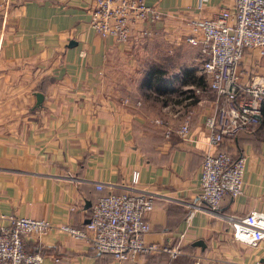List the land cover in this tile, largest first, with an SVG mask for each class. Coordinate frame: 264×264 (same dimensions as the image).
<instances>
[{
	"label": "crops",
	"instance_id": "crops-1",
	"mask_svg": "<svg viewBox=\"0 0 264 264\" xmlns=\"http://www.w3.org/2000/svg\"><path fill=\"white\" fill-rule=\"evenodd\" d=\"M144 2L159 18L142 25L148 34L133 25L120 41L90 26L93 0H0V213L81 227L94 199L128 189L137 170L134 190L153 198L142 213L149 224L143 240L178 244L180 254L118 260L59 231L24 237L25 250L39 252L40 264H261L264 238L256 246L238 241L228 222L264 211V123L225 135L216 147L244 156L242 192L222 195L214 209L197 198L201 155L213 148L203 119L215 98L199 68V45L184 37L189 20L232 0ZM150 62L166 66L170 81L147 95L140 79ZM252 73H264V51L242 57L237 79ZM200 74L204 84L195 82ZM186 116L181 138L175 129Z\"/></svg>",
	"mask_w": 264,
	"mask_h": 264
},
{
	"label": "built area",
	"instance_id": "built-area-1",
	"mask_svg": "<svg viewBox=\"0 0 264 264\" xmlns=\"http://www.w3.org/2000/svg\"><path fill=\"white\" fill-rule=\"evenodd\" d=\"M159 16V11L144 0H93L90 26L100 36L111 35L127 41L133 25L140 26L141 36L146 35L148 31L142 25ZM188 24L190 33L184 40L199 45L202 55L199 68L207 75L208 88L215 98L214 108L203 119L208 144L213 148L201 155L197 190L198 201L214 209L223 194L235 196L242 192L244 169L243 155H231L216 147L223 136L250 129L261 114L264 73H252L246 82H240L237 75L247 50L255 49L258 55L264 51V0H232L213 15L191 19ZM188 130L186 116L175 132L185 138ZM137 178V170H132L128 189H108L98 195L90 204L81 227L54 223L43 217L0 213V219L5 221L0 224V264H40L41 254L27 252L23 240L49 231L82 239L95 253H107L115 259L134 263L138 254L151 251L165 252L170 258L180 254L182 250L178 244L159 245L143 240L149 224L142 213L152 208L153 198L134 190ZM94 186L98 190L103 188L100 182ZM228 226L234 239L256 246L264 238V211L251 209L231 216ZM183 235L181 231L178 238Z\"/></svg>",
	"mask_w": 264,
	"mask_h": 264
},
{
	"label": "trees",
	"instance_id": "trees-1",
	"mask_svg": "<svg viewBox=\"0 0 264 264\" xmlns=\"http://www.w3.org/2000/svg\"><path fill=\"white\" fill-rule=\"evenodd\" d=\"M143 73L141 75L140 79V86L146 89L149 92H146L145 94H151L150 92H164L165 86L170 81V75L167 74L166 66L163 64H158L154 62H150L144 66ZM187 69H182V75L187 76ZM195 82L197 84H204V76L202 74L198 75L195 79ZM260 111H261V117L258 120V122L264 123V96L260 99ZM253 124L250 129H253L257 123ZM106 192V191H105ZM104 192V193H105ZM103 194V193H101ZM99 194V195H101ZM228 194V193H225ZM224 195V194H223ZM229 195V194H228ZM27 252H32L28 251ZM91 251V250H90ZM93 252V251H92ZM95 253V252H93Z\"/></svg>",
	"mask_w": 264,
	"mask_h": 264
},
{
	"label": "water",
	"instance_id": "water-1",
	"mask_svg": "<svg viewBox=\"0 0 264 264\" xmlns=\"http://www.w3.org/2000/svg\"><path fill=\"white\" fill-rule=\"evenodd\" d=\"M72 42L73 41L69 40L68 44H71ZM35 98H36V102H39L41 100V98H42L41 93L40 92H36L35 93ZM192 244L203 246V243H202L201 239L194 240Z\"/></svg>",
	"mask_w": 264,
	"mask_h": 264
}]
</instances>
